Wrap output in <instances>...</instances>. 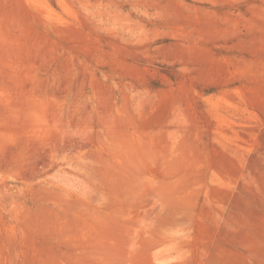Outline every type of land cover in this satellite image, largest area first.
Here are the masks:
<instances>
[{"label":"rangeland","instance_id":"374dc122","mask_svg":"<svg viewBox=\"0 0 264 264\" xmlns=\"http://www.w3.org/2000/svg\"><path fill=\"white\" fill-rule=\"evenodd\" d=\"M0 264H264V0H0Z\"/></svg>","mask_w":264,"mask_h":264}]
</instances>
